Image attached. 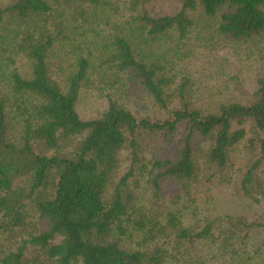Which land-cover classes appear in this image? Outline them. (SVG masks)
<instances>
[{"label": "trees", "instance_id": "obj_1", "mask_svg": "<svg viewBox=\"0 0 264 264\" xmlns=\"http://www.w3.org/2000/svg\"><path fill=\"white\" fill-rule=\"evenodd\" d=\"M263 37L264 0H0V264H264V75L218 98L183 61ZM226 185L260 216L185 221Z\"/></svg>", "mask_w": 264, "mask_h": 264}, {"label": "rangeland", "instance_id": "obj_2", "mask_svg": "<svg viewBox=\"0 0 264 264\" xmlns=\"http://www.w3.org/2000/svg\"><path fill=\"white\" fill-rule=\"evenodd\" d=\"M122 3L123 0H109ZM165 9H169V2L163 3ZM185 48L183 61L191 66L194 73L195 88L202 95H216L218 98L244 99L255 86V80L259 75H264V37L258 44L233 45L226 42L214 41L205 44L188 42ZM209 101L203 98L202 101ZM104 106V100L99 92L83 96L79 104V112L83 117L97 115ZM238 149L233 156L234 166L231 170L234 178L240 177L247 162L246 151ZM198 208L194 205L185 207V221L192 222L196 218L209 213L216 215H243L253 220L260 216L261 208L253 205L243 198L235 196L231 186H222L215 190L211 202L201 201ZM200 213V215H196Z\"/></svg>", "mask_w": 264, "mask_h": 264}]
</instances>
